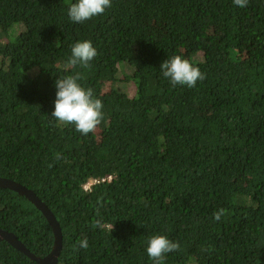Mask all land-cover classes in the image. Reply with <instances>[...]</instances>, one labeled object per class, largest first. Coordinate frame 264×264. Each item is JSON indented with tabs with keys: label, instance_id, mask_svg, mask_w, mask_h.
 <instances>
[{
	"label": "trees",
	"instance_id": "16d2710c",
	"mask_svg": "<svg viewBox=\"0 0 264 264\" xmlns=\"http://www.w3.org/2000/svg\"><path fill=\"white\" fill-rule=\"evenodd\" d=\"M74 2L0 0V178L52 211L58 264H153L156 234L181 246L164 264H264V0H112L83 23ZM82 40L98 54L71 67ZM174 55L206 78L173 87L161 64ZM77 72L103 102L87 136L51 117L56 80ZM0 230L52 252L46 218L11 190ZM0 264L37 263L0 241Z\"/></svg>",
	"mask_w": 264,
	"mask_h": 264
},
{
	"label": "clouds",
	"instance_id": "9594fccd",
	"mask_svg": "<svg viewBox=\"0 0 264 264\" xmlns=\"http://www.w3.org/2000/svg\"><path fill=\"white\" fill-rule=\"evenodd\" d=\"M233 3L243 8L247 6L248 0H233ZM111 6L112 0H76L70 4L67 14L72 22L83 23L104 14ZM97 54V49L91 40L78 41L71 48L68 65L90 68V62ZM161 73L163 77L170 80L173 87L186 85L193 88L198 81L206 78V74L198 66L181 55H174L162 62ZM82 79H84L83 75L77 72L56 80L55 107L51 117H54L60 125H74L77 132L87 136L96 131L104 118L103 102L94 96L93 89L85 88L79 83ZM59 158L57 155L56 159ZM88 185L91 186V183ZM97 214L99 215V210ZM225 214L226 210L221 208L214 212L213 216L216 221H219ZM94 226L103 227L100 220H95ZM79 246L88 247L86 237L79 242ZM180 247L179 241H173L167 235L156 234L149 238L146 251L153 264H164L165 255L178 251Z\"/></svg>",
	"mask_w": 264,
	"mask_h": 264
},
{
	"label": "water",
	"instance_id": "95a60500",
	"mask_svg": "<svg viewBox=\"0 0 264 264\" xmlns=\"http://www.w3.org/2000/svg\"><path fill=\"white\" fill-rule=\"evenodd\" d=\"M0 189L11 190L26 198L44 215L54 233V246L52 252L45 258H40L31 251L12 233L0 230V241H6L13 248L37 264H58L63 250V235L61 226L48 206L30 189L12 180L0 178Z\"/></svg>",
	"mask_w": 264,
	"mask_h": 264
},
{
	"label": "rangeland",
	"instance_id": "374dc122",
	"mask_svg": "<svg viewBox=\"0 0 264 264\" xmlns=\"http://www.w3.org/2000/svg\"><path fill=\"white\" fill-rule=\"evenodd\" d=\"M91 146H94V147H95L94 143H91ZM89 187H90V185H88V186L86 187V189L89 188Z\"/></svg>",
	"mask_w": 264,
	"mask_h": 264
},
{
	"label": "built area",
	"instance_id": "2783aa9c",
	"mask_svg": "<svg viewBox=\"0 0 264 264\" xmlns=\"http://www.w3.org/2000/svg\"><path fill=\"white\" fill-rule=\"evenodd\" d=\"M91 187V186H90ZM90 187L89 188H87L86 190H90Z\"/></svg>",
	"mask_w": 264,
	"mask_h": 264
}]
</instances>
